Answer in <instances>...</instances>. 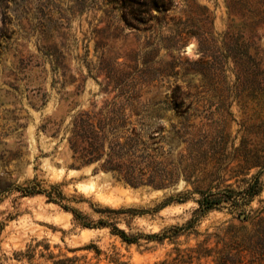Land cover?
I'll return each mask as SVG.
<instances>
[{
  "label": "rangeland",
  "instance_id": "obj_1",
  "mask_svg": "<svg viewBox=\"0 0 264 264\" xmlns=\"http://www.w3.org/2000/svg\"><path fill=\"white\" fill-rule=\"evenodd\" d=\"M108 118L160 123L143 136L150 145L149 135L163 140L145 163L165 187H132L104 171L103 159L73 157L72 147L86 145L77 133L83 120L98 128ZM261 124L264 0H0V264L73 255L214 264L218 251L256 230L264 172L243 216L216 208L187 226L198 207L194 187H238L255 173L235 169L262 146ZM127 135L121 130L119 141ZM29 183L57 186L62 204L114 223L130 240L110 226H83L46 192L17 188ZM179 192L188 198L177 201ZM198 249L211 254L198 258Z\"/></svg>",
  "mask_w": 264,
  "mask_h": 264
},
{
  "label": "trees",
  "instance_id": "obj_2",
  "mask_svg": "<svg viewBox=\"0 0 264 264\" xmlns=\"http://www.w3.org/2000/svg\"><path fill=\"white\" fill-rule=\"evenodd\" d=\"M112 113H116L120 108H115L110 103L107 105ZM98 128L94 127V124L88 119L83 120V129L79 132L82 138L85 140L86 145L78 151L74 150L73 157L79 160L81 164H90L92 162L103 159V163L100 167L106 171L111 172L117 176L119 180H122L126 184L132 187L149 185L153 188L165 187L164 183H161L158 179L161 175L159 170L151 169V163H145L148 157H152L150 150H159V143L162 142V137L158 135H149V139L152 140L151 145L144 139V134L151 129H160L161 125L158 121L149 122L148 120H138L135 122H120L116 123L113 119H107L105 126H108V130H105V126L98 123ZM73 126H77L75 120H73ZM259 133H262L264 138V127L260 125ZM125 129L128 132L124 142L119 141L120 131ZM155 130V129H154ZM74 135L76 131L73 130ZM156 143V144H155ZM107 144V146H105ZM155 144V145H153ZM107 147V149H106ZM106 149V150H105ZM247 155L243 157V162L235 170L246 168L249 170L253 167H257L258 170L253 173L248 179L241 180L242 184L238 187H232L231 184L224 186L216 185V191H212L211 187L202 188L195 186L194 191L199 194L196 199L198 204L195 215L190 219L187 226H191L198 219L204 216L207 212L216 208H227L231 212L238 211L239 214L244 213L245 207L257 196L262 186L259 180V175L264 172V141L262 146L256 150H247ZM250 160L252 162L248 163ZM189 180V179H186ZM21 192L25 194L42 193L46 192V196L49 200L59 203L64 209L70 210L73 213L75 219H77L83 226L96 227V226H110L113 233L119 234L124 240H130L126 237L123 230L119 229L114 223H111L105 219H98L96 222H90L84 219L76 209L62 204L64 199L61 191L57 186H51L49 191L41 189L38 184H27L26 186H17ZM180 196L177 201H184L188 198L187 192H179ZM178 194V195H179ZM175 198L170 196L166 201L162 202L158 207H164L168 203H171ZM116 212L115 210L105 208L100 212ZM250 218V215H245V221ZM252 219L257 220V228L251 234H247L248 241L235 240L232 244H229L228 250L224 253L217 252V256L214 260V264H264V206L255 210ZM255 238V240H253ZM233 251V254H231ZM248 251L253 256V259L243 262L242 252ZM99 251L97 250V253ZM198 258L211 254V249H198ZM53 264H99L98 262H90L83 257L64 256L53 261ZM158 264H177L173 261L163 260Z\"/></svg>",
  "mask_w": 264,
  "mask_h": 264
},
{
  "label": "bare ground",
  "instance_id": "obj_3",
  "mask_svg": "<svg viewBox=\"0 0 264 264\" xmlns=\"http://www.w3.org/2000/svg\"><path fill=\"white\" fill-rule=\"evenodd\" d=\"M72 171H75L74 169H72Z\"/></svg>",
  "mask_w": 264,
  "mask_h": 264
},
{
  "label": "water",
  "instance_id": "obj_4",
  "mask_svg": "<svg viewBox=\"0 0 264 264\" xmlns=\"http://www.w3.org/2000/svg\"><path fill=\"white\" fill-rule=\"evenodd\" d=\"M242 216H243V214H242Z\"/></svg>",
  "mask_w": 264,
  "mask_h": 264
}]
</instances>
